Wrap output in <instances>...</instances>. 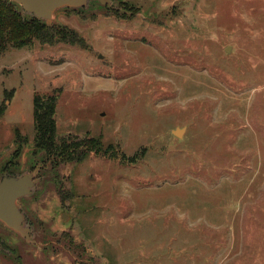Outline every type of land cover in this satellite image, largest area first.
<instances>
[{
    "label": "rangeland",
    "instance_id": "1",
    "mask_svg": "<svg viewBox=\"0 0 264 264\" xmlns=\"http://www.w3.org/2000/svg\"><path fill=\"white\" fill-rule=\"evenodd\" d=\"M109 1L55 10L84 47L0 51V178L36 180L0 264H264V0Z\"/></svg>",
    "mask_w": 264,
    "mask_h": 264
},
{
    "label": "trees",
    "instance_id": "2",
    "mask_svg": "<svg viewBox=\"0 0 264 264\" xmlns=\"http://www.w3.org/2000/svg\"><path fill=\"white\" fill-rule=\"evenodd\" d=\"M37 39L43 44H54L62 41L70 44L85 46L82 36L76 31L59 25H47L32 15H24L19 11L17 5L10 0H0V51L7 46L22 47ZM11 93V92H10ZM55 98L53 96L33 97V127L36 143L43 147L48 153L55 150L54 135L56 130L55 120ZM5 105L0 104V117L4 113ZM85 138L73 145H84L89 149L97 147V142ZM60 151H68L69 143L62 142Z\"/></svg>",
    "mask_w": 264,
    "mask_h": 264
},
{
    "label": "water",
    "instance_id": "3",
    "mask_svg": "<svg viewBox=\"0 0 264 264\" xmlns=\"http://www.w3.org/2000/svg\"><path fill=\"white\" fill-rule=\"evenodd\" d=\"M18 4L21 10L39 20L51 25V18L59 7H81L89 0H11ZM102 4L111 5L109 0H97ZM228 47L226 50L228 51ZM101 56V55H99ZM183 128L176 127L173 134L180 136ZM36 180L31 174L8 175L0 178V221L9 229L27 237L28 229L23 226V216L17 206V199L27 195Z\"/></svg>",
    "mask_w": 264,
    "mask_h": 264
}]
</instances>
